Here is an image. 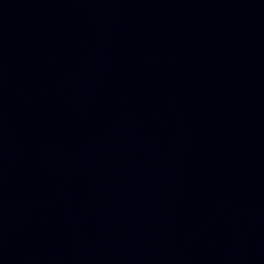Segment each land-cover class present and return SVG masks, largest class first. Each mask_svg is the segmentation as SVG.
<instances>
[{
  "label": "water",
  "instance_id": "obj_1",
  "mask_svg": "<svg viewBox=\"0 0 264 264\" xmlns=\"http://www.w3.org/2000/svg\"><path fill=\"white\" fill-rule=\"evenodd\" d=\"M0 264H264V0H0Z\"/></svg>",
  "mask_w": 264,
  "mask_h": 264
}]
</instances>
